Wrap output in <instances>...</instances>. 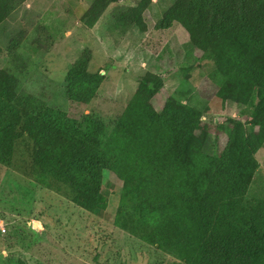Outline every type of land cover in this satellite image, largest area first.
I'll use <instances>...</instances> for the list:
<instances>
[{
    "label": "trees",
    "instance_id": "obj_1",
    "mask_svg": "<svg viewBox=\"0 0 264 264\" xmlns=\"http://www.w3.org/2000/svg\"><path fill=\"white\" fill-rule=\"evenodd\" d=\"M26 1L0 0V24ZM120 1L94 3L105 9ZM152 1L118 5L105 28L121 37L133 27L146 32ZM81 22L87 28L97 23L87 15ZM155 26L188 32L184 59L205 68L218 87L216 98L246 119L230 121L222 145L207 147L198 109L169 100L159 113L149 104L164 89L157 74L143 77L109 132L90 115L80 125L0 69V164L12 167L16 146L24 141L28 176L36 184L101 214L108 208L102 194L108 158L124 190L117 227L173 257L172 264H264V200L246 199L264 146V0H187ZM36 32L28 42L13 43L12 60L22 67L52 48V29L39 25ZM16 44L30 54H20ZM91 59L90 49L84 50L66 75L68 98L81 106L91 104L105 80L89 71Z\"/></svg>",
    "mask_w": 264,
    "mask_h": 264
},
{
    "label": "rangeland",
    "instance_id": "obj_2",
    "mask_svg": "<svg viewBox=\"0 0 264 264\" xmlns=\"http://www.w3.org/2000/svg\"><path fill=\"white\" fill-rule=\"evenodd\" d=\"M135 1L115 2L103 9L95 0H28L0 24V69L12 72L27 93L67 112L80 125L90 115L109 132L143 77L157 74L164 79V89L149 104L159 113L169 100L198 109L207 147L218 148L225 140V128L233 127L230 121L246 119L234 105L216 98L218 87L210 82L205 68L184 59L189 34L183 27L155 29L174 5L187 0H153L145 16L149 28L141 32L133 27L135 35L129 41L105 24L112 9L133 6ZM86 15L96 20L93 28L81 22ZM39 25L52 29V48L43 58L24 61L22 67L20 61L12 60L13 43L32 40ZM20 46L16 44L20 54H30ZM86 49L92 53L89 71L104 75L105 80L91 104L81 106L68 98L66 75ZM256 158L260 169L246 199L260 202L264 200V146ZM107 164L102 194L108 208L101 214L91 213L36 184L28 176L27 144L19 142L12 167L0 164V264H172L173 257L114 224L124 190L114 179L108 158Z\"/></svg>",
    "mask_w": 264,
    "mask_h": 264
},
{
    "label": "crops",
    "instance_id": "obj_3",
    "mask_svg": "<svg viewBox=\"0 0 264 264\" xmlns=\"http://www.w3.org/2000/svg\"><path fill=\"white\" fill-rule=\"evenodd\" d=\"M27 3V1L25 2V4ZM135 31H130L127 35H126V38H124V39H126V40H129L130 41V39H131V36H134L135 34ZM260 169V168H259Z\"/></svg>",
    "mask_w": 264,
    "mask_h": 264
}]
</instances>
